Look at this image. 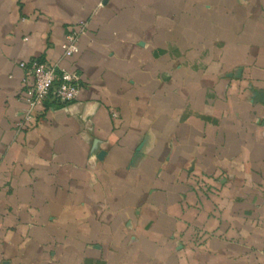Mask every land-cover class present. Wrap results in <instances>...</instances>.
<instances>
[{
    "label": "crops",
    "instance_id": "crops-1",
    "mask_svg": "<svg viewBox=\"0 0 264 264\" xmlns=\"http://www.w3.org/2000/svg\"><path fill=\"white\" fill-rule=\"evenodd\" d=\"M0 264H264V0H0Z\"/></svg>",
    "mask_w": 264,
    "mask_h": 264
},
{
    "label": "built area",
    "instance_id": "built-area-1",
    "mask_svg": "<svg viewBox=\"0 0 264 264\" xmlns=\"http://www.w3.org/2000/svg\"><path fill=\"white\" fill-rule=\"evenodd\" d=\"M86 30L85 23L71 27L62 44L63 57L69 58L79 52V41ZM19 66L26 71L25 89L22 96L25 104L24 116L17 122L18 128L35 125L40 119V109L47 101L70 103L80 92V75L74 71L61 69L41 59L22 61Z\"/></svg>",
    "mask_w": 264,
    "mask_h": 264
},
{
    "label": "water",
    "instance_id": "water-1",
    "mask_svg": "<svg viewBox=\"0 0 264 264\" xmlns=\"http://www.w3.org/2000/svg\"><path fill=\"white\" fill-rule=\"evenodd\" d=\"M102 155V154H101Z\"/></svg>",
    "mask_w": 264,
    "mask_h": 264
}]
</instances>
